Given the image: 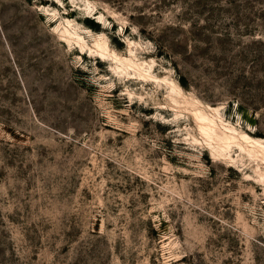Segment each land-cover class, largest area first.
Returning <instances> with one entry per match:
<instances>
[{"label": "rangeland", "instance_id": "obj_1", "mask_svg": "<svg viewBox=\"0 0 264 264\" xmlns=\"http://www.w3.org/2000/svg\"><path fill=\"white\" fill-rule=\"evenodd\" d=\"M194 107L264 141V0H0V264H264V158Z\"/></svg>", "mask_w": 264, "mask_h": 264}, {"label": "bare ground", "instance_id": "obj_2", "mask_svg": "<svg viewBox=\"0 0 264 264\" xmlns=\"http://www.w3.org/2000/svg\"><path fill=\"white\" fill-rule=\"evenodd\" d=\"M63 34L68 38V40L75 39L76 43L79 44L81 48L85 47L87 41H85L84 38L76 31L72 32L69 29L65 28ZM95 47L97 48L96 50L99 52L101 57L105 60L110 59L115 61L116 63L125 62L128 64L127 68L137 70L142 77L147 79L155 78L149 73V71L144 70L141 64L134 62L132 59L122 57L111 50L108 42L102 35L96 37ZM170 83H172L174 88H178L180 91H182V89L174 81H171ZM211 109H213L214 112L218 111L217 108ZM193 114L195 116V119L199 123L198 126H200L199 128L201 129L202 133H204L208 137V139L210 138V140L213 139L216 141V150L219 152V155L228 150L233 143H237L239 146H242V143L244 142L248 146L247 150L249 154L255 155L260 153L264 158L263 140L253 138L246 133L238 131L234 126L232 127L225 124L221 118H218L216 116V114H211L206 109L194 107Z\"/></svg>", "mask_w": 264, "mask_h": 264}]
</instances>
